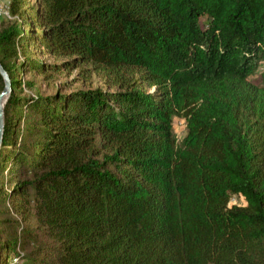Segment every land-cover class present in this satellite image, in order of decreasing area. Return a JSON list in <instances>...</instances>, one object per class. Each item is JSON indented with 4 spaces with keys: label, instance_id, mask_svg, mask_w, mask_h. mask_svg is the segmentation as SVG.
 Instances as JSON below:
<instances>
[{
    "label": "trees",
    "instance_id": "trees-1",
    "mask_svg": "<svg viewBox=\"0 0 264 264\" xmlns=\"http://www.w3.org/2000/svg\"><path fill=\"white\" fill-rule=\"evenodd\" d=\"M8 10L0 264H264V0ZM63 68L109 88L21 94Z\"/></svg>",
    "mask_w": 264,
    "mask_h": 264
},
{
    "label": "rangeland",
    "instance_id": "rangeland-1",
    "mask_svg": "<svg viewBox=\"0 0 264 264\" xmlns=\"http://www.w3.org/2000/svg\"><path fill=\"white\" fill-rule=\"evenodd\" d=\"M33 0H28L30 3ZM9 0H0V24L5 22V18H10L9 10H8ZM29 53L34 58H39L44 61L49 62H60L61 59L54 58L45 54V51L41 49V47H31L28 49ZM264 67V63L260 64V70ZM21 81H31L32 86H21L20 91L22 95L30 94H41V95H51L56 94L57 92L60 93H71L77 90H86L95 87H104L109 88L104 83V77L99 73H90L89 76L84 77V75L80 74L78 70H69V69H59L57 71H50L48 76H44L41 74L36 73L35 71H26L22 75H19ZM259 82V79H255ZM24 112L23 107H18L16 109V115L14 118L19 117ZM174 132L178 138H182L185 133V122L182 118L174 117ZM231 202H237V200L232 199ZM17 262L20 263L21 260L17 257ZM14 263V262H13Z\"/></svg>",
    "mask_w": 264,
    "mask_h": 264
},
{
    "label": "water",
    "instance_id": "water-1",
    "mask_svg": "<svg viewBox=\"0 0 264 264\" xmlns=\"http://www.w3.org/2000/svg\"><path fill=\"white\" fill-rule=\"evenodd\" d=\"M0 75L2 76L4 83L3 89L0 92V146H1L2 138H3V129H4L3 107H4V103L6 102V99L8 98L11 92L10 78L1 64H0Z\"/></svg>",
    "mask_w": 264,
    "mask_h": 264
},
{
    "label": "bare ground",
    "instance_id": "bare-ground-1",
    "mask_svg": "<svg viewBox=\"0 0 264 264\" xmlns=\"http://www.w3.org/2000/svg\"><path fill=\"white\" fill-rule=\"evenodd\" d=\"M12 261H13L14 263L17 262V258H14Z\"/></svg>",
    "mask_w": 264,
    "mask_h": 264
}]
</instances>
